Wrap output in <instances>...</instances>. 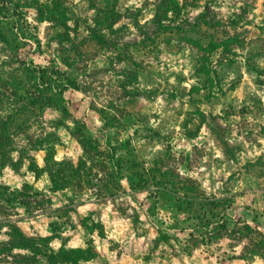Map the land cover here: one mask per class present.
<instances>
[{
    "label": "rangeland",
    "instance_id": "1",
    "mask_svg": "<svg viewBox=\"0 0 264 264\" xmlns=\"http://www.w3.org/2000/svg\"><path fill=\"white\" fill-rule=\"evenodd\" d=\"M12 1L38 41L28 62L74 88L55 97L60 109L32 106L38 93L0 42V81L22 87L15 96L0 87V115L22 122L11 152L19 162L0 169V188L24 201L0 199V246L14 224L50 236L54 251L91 249L76 264H264L243 237L264 235V0ZM82 137L96 141L93 169L53 190L45 158L51 171L76 162ZM109 149L121 179L100 162ZM172 183L173 195L158 190ZM183 184L195 190L192 207L178 200ZM194 197L216 206L206 229L191 220L211 218ZM3 249L0 264L31 255Z\"/></svg>",
    "mask_w": 264,
    "mask_h": 264
},
{
    "label": "trees",
    "instance_id": "2",
    "mask_svg": "<svg viewBox=\"0 0 264 264\" xmlns=\"http://www.w3.org/2000/svg\"><path fill=\"white\" fill-rule=\"evenodd\" d=\"M9 11H11V14H7V12ZM4 24L8 25V27L3 26ZM4 27L7 30H5ZM31 39H34V41L38 43L36 36L31 33L30 25L27 23L24 12L20 9V6L12 0L0 2V42L4 45L9 46L15 52L18 66L22 68L24 66V69H22V74L24 73V77H28L29 81L33 83L38 96L32 98L33 100L31 99V102H33L32 106L37 105L41 108L54 107L60 109L61 107L59 106L58 100L55 97L57 95H62L68 88H74V84L69 79H61V74L57 71H54L53 75L59 76V79H53L52 75H49V68L31 66V64L28 62V55L32 51ZM227 46V41H224L220 45L213 44L214 48H226ZM247 66L252 70L254 69V67H250V63L248 61ZM260 83L264 85L263 80L260 81ZM20 84V82H16L15 80L0 81L1 88H5L7 87V85L8 87L13 88V96L18 94L19 90L22 89V87H20ZM1 93L3 92L1 91ZM3 98V96L0 97V111H2L1 105L3 104ZM24 107H27V104L24 105ZM21 124L22 122L18 121V118L15 115H0V169L8 165L14 168V166L19 162L13 160V158L11 157V152L16 150L14 149L12 142L13 134L16 131L20 130ZM79 140H81L79 141V143L82 146L83 155L79 157L76 162H70L69 160L54 162V164L57 165L59 169H57V171H51L48 159L45 158V165L47 166L46 171L48 173L51 188H53V190L72 185V182L74 180L79 179L81 170L87 173L91 172L90 170L93 169L92 160L94 156L91 155L90 149L97 151V147L94 145L96 141L94 139L84 137ZM45 141L46 139H40L39 144H42V142ZM47 154L49 155V153ZM106 154L107 155L106 157H104L103 161H100L101 163H103V168H105L106 164L111 169L112 175H114V177L119 179L123 178L122 172L117 165L118 160L115 158L116 156L114 150L109 149ZM87 162H90L91 166L88 165ZM34 168L35 171L38 170V167L36 165L34 166ZM85 173H83V175ZM162 176L164 178L168 177V175L164 173ZM189 182L190 181L188 180V182L186 183ZM78 183L81 184V182ZM166 183L167 182L163 184ZM86 184L88 187L92 185L89 178L87 179ZM129 185L134 189L135 185L133 183L130 182ZM171 186H173V190L167 188H159L158 190H161L160 192L166 195H173L176 188H174V183H172ZM182 189L185 191V194L183 196H178L179 202H181V200L186 201V206L192 207L194 202H192L193 199L190 198V196H192V194L195 192L194 188L192 186H189L188 184H183ZM158 190L157 192H159ZM0 199L8 204H24V201L22 202L21 200H19L16 194H14L13 192H8L2 187L0 188ZM194 200L197 201V198L194 197ZM197 203L199 206H201V208L203 206L208 207L207 212L210 214L211 218L204 219V214L206 213L202 211L201 213L193 215L191 220L195 221L193 225H198L200 227V225L203 224L205 225L204 229H206L207 227H209V225L212 224V218L216 219L217 212L214 213L212 211L213 207L216 206L213 205V201H209L207 200V198H204V200L202 199L201 202L197 201ZM182 206V203H178L176 207L177 210L186 211L185 208H181ZM197 220L200 222L199 224ZM182 223H184V221ZM54 225L56 224H50L51 230H54ZM187 227L188 226L186 225L185 228ZM95 228L96 225H93L90 228V231H94ZM212 228H224L223 222L215 224V226ZM252 234L253 235L246 234L243 236L247 239L245 250L248 251L251 255L257 256L259 259L264 260V235L259 231H255L254 233L252 232ZM49 237L50 236L39 237L35 239L30 238L24 235L16 225L9 224L8 241L6 242V245L0 247L4 248L3 250L5 251L18 249L29 252L31 254L30 257L20 256L21 261L19 262L26 264H36L38 260H40L39 258L46 260V264H76L78 261L88 260L93 257L94 253L91 252V249H65L64 247H60L58 248V250L54 251L48 245L50 241Z\"/></svg>",
    "mask_w": 264,
    "mask_h": 264
}]
</instances>
